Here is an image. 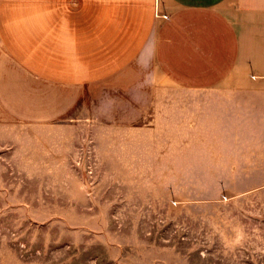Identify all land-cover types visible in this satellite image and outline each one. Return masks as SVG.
I'll return each mask as SVG.
<instances>
[{
	"label": "rangeland",
	"instance_id": "rangeland-1",
	"mask_svg": "<svg viewBox=\"0 0 264 264\" xmlns=\"http://www.w3.org/2000/svg\"><path fill=\"white\" fill-rule=\"evenodd\" d=\"M130 75L0 94V264H264V135Z\"/></svg>",
	"mask_w": 264,
	"mask_h": 264
},
{
	"label": "crops",
	"instance_id": "crops-1",
	"mask_svg": "<svg viewBox=\"0 0 264 264\" xmlns=\"http://www.w3.org/2000/svg\"><path fill=\"white\" fill-rule=\"evenodd\" d=\"M147 63L264 135V0H0L1 95H75Z\"/></svg>",
	"mask_w": 264,
	"mask_h": 264
}]
</instances>
